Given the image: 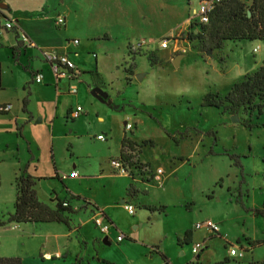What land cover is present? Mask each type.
I'll return each instance as SVG.
<instances>
[{
    "label": "rangeland",
    "instance_id": "1",
    "mask_svg": "<svg viewBox=\"0 0 264 264\" xmlns=\"http://www.w3.org/2000/svg\"><path fill=\"white\" fill-rule=\"evenodd\" d=\"M11 1L24 8L30 4L34 12L24 15L44 19L24 23L34 43L36 36L64 45L78 40L93 49L82 57L93 72L101 67L102 85L114 104L101 102L91 92L93 102L116 109L105 123L95 114L89 117L93 124L88 141L94 159L77 164H91L96 173L77 169L79 176L72 177L70 162L63 160L70 153L61 141L56 142L57 167L70 191L98 206L108 205L119 230L111 231L115 235L106 244L93 209L83 200L76 201L80 210L73 216L72 232L64 224L38 225L33 236L32 224L9 223L16 202L15 179L29 171L30 160L9 146L14 133L0 131V258L24 257L25 264H166L163 253L174 264H264V217L256 215L264 207V118L241 112L240 121L233 122L235 115L202 106L205 95L225 94L261 66L264 41H226L216 50L209 48L207 39L193 41L190 26L199 22L194 11L200 0ZM59 17H66V27H57ZM195 28L200 33V27ZM165 39L166 50L161 48ZM7 57L12 58L11 53L0 49V71L5 70V83L10 84L0 99L12 98L14 112L15 92L32 77L24 66L43 56L31 54L21 66L9 70ZM249 121L252 128L246 126ZM124 122L132 130L126 131ZM70 131L67 128L60 135ZM99 134L108 140L107 146L98 140ZM124 137L133 148L126 160L135 165L126 164L128 176L118 171L101 176L99 164L117 154ZM50 162L39 160L37 174H53ZM158 170L163 171L161 181L156 180ZM61 187L58 181H42L37 186L39 200L48 203L55 198L54 188L65 197ZM122 199L135 208L134 215ZM207 220L221 229L213 240L207 239L205 230L194 229ZM55 226H64L70 235H40L41 228L58 233ZM178 230L192 232L190 244H178ZM121 234L124 243L117 242ZM197 243H204L199 260L192 252ZM173 244L184 247L185 255ZM231 246L243 257L230 256ZM56 252L63 256L57 257Z\"/></svg>",
    "mask_w": 264,
    "mask_h": 264
},
{
    "label": "crops",
    "instance_id": "2",
    "mask_svg": "<svg viewBox=\"0 0 264 264\" xmlns=\"http://www.w3.org/2000/svg\"><path fill=\"white\" fill-rule=\"evenodd\" d=\"M0 49L7 50L8 53H11V57H7V65H9L8 69L14 66H21L23 61L29 60L30 55H41L43 58H37V60H31L28 65L24 66L25 70L30 72L31 79L27 78L22 81L23 89L16 91V110L13 112V104L12 98L7 97L5 99H0V106L10 107V110L7 111L5 115L0 114V130L4 132V134H15V140L12 143H9V146H13L19 149L20 155L24 156V159L30 160L28 164L29 173L37 178H41L38 182L37 186L45 180L58 181L62 185L61 192H65V197L61 196V193L56 192L55 188L53 189V194L55 198L60 200L70 201L71 206L74 209H78L79 203L73 199L72 196H79L72 191H70L64 184V180L62 177L61 170L58 169L57 165L59 160L56 156V142L61 141L62 147H66L69 150L70 156L64 158L63 160L69 161V166L72 168L71 174L73 172L78 173L77 169L83 170L86 174L96 173L95 167L93 169V165H87V167L79 166L77 162L79 160H90L94 159V154L90 151L89 144V135L91 126L93 123H90L89 117L91 114H95L97 119L101 123H105L107 118L114 115V109L108 110V108H103L101 104H96L93 102L91 92L95 88H100L104 92L106 91L104 84V78L101 75L100 70L101 67H97L96 72L91 70L87 63L83 59V54H88L91 49L89 45L83 46L79 44H75L74 41L69 40L67 45L62 44L60 41H53L52 43H48L47 41L36 39L35 43L31 40L29 35L28 38L31 40L32 44L27 45L24 44L21 38L18 36V33L23 32L27 33L25 30L24 23L31 21L35 22H43L44 19L41 17H33L31 15H24L27 12H34L31 8L30 4L28 8H24V6H16L11 0H0ZM66 18V17H65ZM6 20H14L17 24V30L14 32L2 31L1 27L4 25L3 21ZM56 23V21H55ZM67 26V19H66ZM80 45V46H79ZM67 54L70 59L75 64L74 77H58L54 72V65L50 61V56L52 55H62ZM95 55V58L98 59V55L96 53H91ZM112 55V54H111ZM113 56V55H112ZM11 61V62H9ZM117 62V61H116ZM104 69V66H103ZM110 70V68H109ZM0 93L6 91V87L9 86V83H5V70L2 69L0 71ZM91 72V73H89ZM42 74L43 79L41 83H36L34 80V76L36 74ZM101 78H100V76ZM137 76V74H136ZM86 79V80H85ZM90 81L91 83H87ZM17 82H19L17 80ZM75 91V93H74ZM27 99L26 105L24 104V100ZM110 99V97H109ZM100 103V102H99ZM106 103V102H105ZM108 105L113 107L112 100L107 102ZM81 107L83 112L80 113L78 117H74L73 114L76 112L77 108ZM15 108V107H14ZM13 112V113H12ZM6 122H4V121ZM127 122H124L126 126ZM70 128L69 134L60 135L61 132ZM127 131V130H126ZM112 133V131H111ZM95 134V132L93 133ZM99 134L98 136H100ZM98 138V137H97ZM125 140H127L124 137ZM123 139V140H124ZM99 140V139H98ZM119 147V151L117 154L108 155V162L106 164H99V172L100 175H116L117 171L111 165L112 160H120L122 153V142ZM102 144L107 146L105 141L99 140ZM87 147V148H86ZM84 148H86L85 151ZM27 152L23 153V150ZM128 151V150H127ZM127 155V154H125ZM39 160H51V164L54 168V173L50 176L45 177L44 175L37 174L38 172V163ZM69 167V168H70ZM92 168V169H90ZM124 176H128L122 174ZM79 176V175H78ZM89 178V177H87ZM16 180V179H15ZM163 182V181H162ZM16 186V182H15ZM17 193V190H16ZM68 195V196H66ZM17 196V194H16ZM81 197V196H80ZM52 198V199H55ZM86 198V197H81ZM90 204H87L91 212L94 214L95 219L102 218V226H108L107 231L103 233L106 237L104 242L106 244H110L112 241L111 238L115 235L111 233L112 230L118 231L119 227L117 221L112 216L111 212H109L108 205H104L103 207L98 206L95 202L86 198ZM51 202V199L48 203ZM84 203V202H82ZM125 199H122V204H125ZM52 204V203H51ZM128 204V203H127ZM130 205V204H129ZM145 208V207H144ZM14 211V209H13ZM105 213L106 215H103ZM166 213V212H165ZM134 215V214H133ZM106 216V217H105ZM15 224V223H14ZM22 224H32L33 228V236L37 235L36 226L38 225H48V224H56L63 225L64 223H22ZM108 224V225H107ZM19 225V224H18ZM65 225V224H64ZM195 226V225H194ZM68 227V226H67ZM138 226L135 227L137 229ZM53 229H56L58 233H51V228H41L42 234L41 236H46L47 238L55 235L57 238L62 236H68V230L64 228V226H55ZM68 229L71 231L72 228ZM26 236H30V233H26L23 231ZM114 234V235H113ZM185 233L182 230H178L175 234L176 238L183 237ZM221 235V233H220ZM24 236V235H23ZM119 236H124L123 234L117 236V242ZM207 239L213 240L215 236L209 235L207 232ZM125 238V236H124ZM205 238V237H204ZM198 242V241H197ZM119 243H124L123 241ZM180 247L179 245H177ZM174 244L173 248H178ZM125 247V246H123ZM128 249L130 248L127 246ZM184 247H180L179 254L181 256L185 255ZM43 250L41 251V253ZM203 251L201 252L203 254ZM57 257H62L61 252H56ZM20 256V255H14ZM24 256V255H22ZM21 257V256H20ZM168 264H174V262L168 258ZM22 264H25V259L22 257ZM180 264V263H179Z\"/></svg>",
    "mask_w": 264,
    "mask_h": 264
},
{
    "label": "trees",
    "instance_id": "3",
    "mask_svg": "<svg viewBox=\"0 0 264 264\" xmlns=\"http://www.w3.org/2000/svg\"><path fill=\"white\" fill-rule=\"evenodd\" d=\"M196 26L200 27V33H196L198 30ZM190 31L193 41L207 39L211 50L222 49L226 41H264V0H223L211 12L208 24L196 23L190 26ZM127 83L129 84V81ZM26 103L27 99L24 100L25 105ZM202 106L222 110L231 115L243 112L253 116L256 113L258 118H264V62L225 94L205 95ZM0 114H7L3 111V106H0ZM246 126L252 128L253 124L249 121ZM127 150L133 151V148L131 143L124 139L120 160L125 165L133 166L135 163L126 160ZM40 180L41 178L32 176L28 169L16 177V202L13 213L9 214L8 222L15 224L56 222L64 223L71 228L73 216L80 209H74L70 201L58 198L51 199L50 203L40 201L37 192V184ZM72 198L90 204L86 198L75 195ZM160 210L163 212L162 209ZM103 215L106 214L103 213ZM256 215L264 217V207L263 210H257ZM191 237L192 232H186L182 238L178 237V244L182 246L190 244ZM160 254L168 264V258L163 253ZM201 255L202 253L196 257L197 260L201 258ZM0 264H22V260L20 258H0Z\"/></svg>",
    "mask_w": 264,
    "mask_h": 264
},
{
    "label": "built area",
    "instance_id": "4",
    "mask_svg": "<svg viewBox=\"0 0 264 264\" xmlns=\"http://www.w3.org/2000/svg\"><path fill=\"white\" fill-rule=\"evenodd\" d=\"M223 2V0H200L199 2V8L197 10H195V15L194 17H198L199 18V22L200 24H208L210 21V14L211 12L214 10V8L218 5H220ZM0 15H1V11H0ZM56 25L57 27L61 28V27H66V18L65 17H59L56 20ZM17 24L14 20H6V22L4 23V25H2L1 30L2 31H9V32H14L17 30ZM1 35V32H0ZM18 36L21 38L22 42L24 44L27 45H31L32 42L31 40L28 38V36L23 33L20 32L18 33ZM75 44H79L78 40L74 41ZM161 48L162 49H168L169 45H168V40H164L163 42H161ZM258 51V48L255 49V52ZM50 61L52 62V64L54 65V72L57 74L58 77H74V71H75V64L74 62L70 59V57L67 54H62V55H52L49 57ZM43 79L42 74L38 73L34 76V80L36 83H41ZM75 93V91H74ZM10 110V107H4L3 111L7 112ZM83 112V109L81 107H78L76 112H74L73 116L74 117H78L80 115V113ZM126 130H132V125L129 124L128 122L126 123ZM99 140L105 141L106 138L103 135L98 136ZM111 165L114 168V170L122 173V174H127L126 171V165L123 164V162L121 160H112L111 161ZM163 175V171L162 170H158L157 174H156V180L157 181H161V176ZM72 177H78V173L73 172ZM125 209L129 212V214H135V208L132 205H129L127 203L124 204ZM102 221H104L102 218L99 219H95V223L97 225V227L101 228L102 232H106L108 229V226H102ZM108 225V224H107ZM194 229L196 231L199 230H205L206 232H208L209 235H213V236H217L220 235L221 233V229L219 227V225L217 223H215L212 220H207L201 223H197L194 226ZM124 236H119L118 237V241L121 242L123 241ZM204 249V243H197L196 245L193 246L192 248V252L195 255H200L201 252ZM243 253L238 252V250L236 248H234V246H231V250H230V256L235 257V258H241L243 257L242 255Z\"/></svg>",
    "mask_w": 264,
    "mask_h": 264
},
{
    "label": "water",
    "instance_id": "5",
    "mask_svg": "<svg viewBox=\"0 0 264 264\" xmlns=\"http://www.w3.org/2000/svg\"><path fill=\"white\" fill-rule=\"evenodd\" d=\"M1 7V6H0ZM2 8V7H1ZM3 9V8H2ZM180 57H182V56H180ZM175 64H176V66H178L179 65V58H177V60L175 61ZM139 77V76H138ZM92 94L96 97V98H98L101 102H103V103H107L108 101H110V99H109V95L106 93V92H104L102 89H100V88H95L93 91H92ZM232 121L233 122H239L240 121V119H239V116L238 115H235V116H233L232 117Z\"/></svg>",
    "mask_w": 264,
    "mask_h": 264
}]
</instances>
